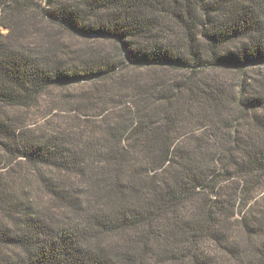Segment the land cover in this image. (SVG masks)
<instances>
[{
  "label": "trees",
  "instance_id": "trees-1",
  "mask_svg": "<svg viewBox=\"0 0 264 264\" xmlns=\"http://www.w3.org/2000/svg\"><path fill=\"white\" fill-rule=\"evenodd\" d=\"M0 264H264V0H0Z\"/></svg>",
  "mask_w": 264,
  "mask_h": 264
},
{
  "label": "rangeland",
  "instance_id": "rangeland-1",
  "mask_svg": "<svg viewBox=\"0 0 264 264\" xmlns=\"http://www.w3.org/2000/svg\"><path fill=\"white\" fill-rule=\"evenodd\" d=\"M57 95V92H54L52 95L45 96L44 98L41 99V102L38 106V110H41L43 112L46 108L49 107V103L53 100L54 96ZM57 100V99H54Z\"/></svg>",
  "mask_w": 264,
  "mask_h": 264
}]
</instances>
